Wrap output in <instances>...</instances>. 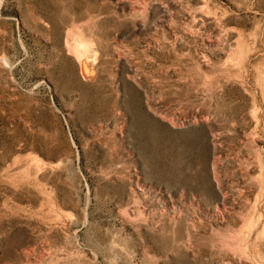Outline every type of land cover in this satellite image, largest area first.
I'll return each mask as SVG.
<instances>
[{"label": "rangeland", "instance_id": "rangeland-1", "mask_svg": "<svg viewBox=\"0 0 264 264\" xmlns=\"http://www.w3.org/2000/svg\"><path fill=\"white\" fill-rule=\"evenodd\" d=\"M0 264H264V0H0Z\"/></svg>", "mask_w": 264, "mask_h": 264}, {"label": "bare ground", "instance_id": "bare-ground-1", "mask_svg": "<svg viewBox=\"0 0 264 264\" xmlns=\"http://www.w3.org/2000/svg\"><path fill=\"white\" fill-rule=\"evenodd\" d=\"M68 44L70 50L76 55L80 62L81 70L84 76H92L96 73L95 63L97 61L98 51L93 43L80 37L79 35H69ZM99 61V58H98ZM96 76V75H94ZM92 78V77H90Z\"/></svg>", "mask_w": 264, "mask_h": 264}]
</instances>
